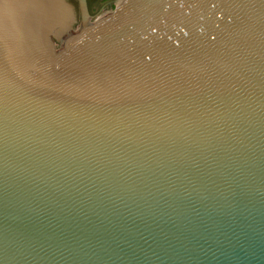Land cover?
I'll use <instances>...</instances> for the list:
<instances>
[{"label":"water","instance_id":"obj_1","mask_svg":"<svg viewBox=\"0 0 264 264\" xmlns=\"http://www.w3.org/2000/svg\"><path fill=\"white\" fill-rule=\"evenodd\" d=\"M76 26L0 0V264H264V0Z\"/></svg>","mask_w":264,"mask_h":264},{"label":"flooded vegetation","instance_id":"obj_2","mask_svg":"<svg viewBox=\"0 0 264 264\" xmlns=\"http://www.w3.org/2000/svg\"><path fill=\"white\" fill-rule=\"evenodd\" d=\"M74 9L77 24L82 22L92 23L102 15L111 12L120 0H85L84 11L80 7L79 0H65Z\"/></svg>","mask_w":264,"mask_h":264},{"label":"rangeland","instance_id":"obj_3","mask_svg":"<svg viewBox=\"0 0 264 264\" xmlns=\"http://www.w3.org/2000/svg\"><path fill=\"white\" fill-rule=\"evenodd\" d=\"M76 27L79 28L80 27V24L78 23ZM59 47H60V45L56 42V48H59Z\"/></svg>","mask_w":264,"mask_h":264}]
</instances>
